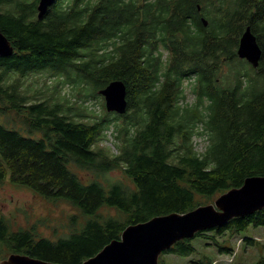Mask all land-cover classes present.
I'll return each instance as SVG.
<instances>
[{
	"label": "trees",
	"instance_id": "1",
	"mask_svg": "<svg viewBox=\"0 0 264 264\" xmlns=\"http://www.w3.org/2000/svg\"><path fill=\"white\" fill-rule=\"evenodd\" d=\"M38 2L0 0V27L14 46L11 56H0V115L13 112L21 124L0 121V184L8 179L49 202L66 201L86 220L50 239L35 225L12 230L0 209V258L18 252L78 264L130 224L188 212L264 175V0H56L44 19ZM249 25L263 50L257 68L237 54ZM45 71L93 94L122 79L128 110L78 120L82 114L72 113L65 95L26 89L29 75ZM186 80L194 81L191 105L180 103ZM112 123L115 153L99 146ZM195 136L207 140L203 151ZM71 166L94 178L83 181ZM118 170L132 186L108 177ZM103 208L114 214L103 215ZM251 225L264 226V208L196 236L230 253L217 236ZM193 251L183 239L165 252ZM212 261L203 256L190 264Z\"/></svg>",
	"mask_w": 264,
	"mask_h": 264
},
{
	"label": "rangeland",
	"instance_id": "2",
	"mask_svg": "<svg viewBox=\"0 0 264 264\" xmlns=\"http://www.w3.org/2000/svg\"><path fill=\"white\" fill-rule=\"evenodd\" d=\"M166 52V51H165ZM167 52L164 53V57ZM64 78L49 71L31 74L27 77L24 84L30 93H36L38 97L49 96L52 93L65 95L72 105V113H81L75 118L86 122H93L104 115L106 110L105 99L99 93L93 94L81 85L63 83ZM29 84V85H28ZM185 98L180 101L182 105H191L196 102V94L193 91L194 81L186 80L183 84ZM81 89V90H80ZM101 89V88H100ZM99 91V90H98ZM86 115V116H84ZM0 121L8 127L20 126V118L11 112L8 115H0ZM9 122H12L10 124ZM116 128L112 123L102 132V139L99 146L108 147L113 153L116 152ZM195 147L198 151H203L207 140L204 137L195 136L193 138ZM83 181H90L94 175L76 166H71ZM112 179H121L131 184L128 177L122 171H112L108 174ZM219 195L215 196L207 204L213 203ZM0 209L3 217L9 222L12 230L26 228L35 225L40 236L56 239L67 235L72 229H78L86 220L76 207L66 201L52 203L34 193L29 187L16 185L5 180L0 184ZM100 213L105 216L114 214L112 209L103 208ZM75 215L76 220H72ZM76 221V223H75ZM211 234H213L211 232ZM246 238L254 239V243H249ZM243 242L238 244V240ZM217 240L237 251L234 261L231 264H256L264 258V226H249L247 229L235 234H226L222 237L217 236ZM195 251L188 255L175 252H163L159 256L160 264H190L191 261L198 260L203 256L209 257L218 264H226L225 259L233 252H220L217 244L206 236H195L190 239ZM9 254H6V258ZM4 258H0V264ZM212 261V262H213Z\"/></svg>",
	"mask_w": 264,
	"mask_h": 264
},
{
	"label": "water",
	"instance_id": "3",
	"mask_svg": "<svg viewBox=\"0 0 264 264\" xmlns=\"http://www.w3.org/2000/svg\"><path fill=\"white\" fill-rule=\"evenodd\" d=\"M56 0H39L38 18L44 19ZM206 26L208 21L202 17ZM14 46L0 27V56L9 57ZM263 50L251 26L243 31L237 48L238 57L257 68ZM100 93L109 113L125 114L128 110V88L122 79H114ZM264 208V175L249 176L240 187L220 194L213 203L199 205L185 212L157 215L148 221L128 225L119 239H114L96 255L78 264H160L159 256L178 241L191 239L198 232L226 225L231 219L251 215ZM1 264H61L13 252Z\"/></svg>",
	"mask_w": 264,
	"mask_h": 264
},
{
	"label": "built area",
	"instance_id": "4",
	"mask_svg": "<svg viewBox=\"0 0 264 264\" xmlns=\"http://www.w3.org/2000/svg\"><path fill=\"white\" fill-rule=\"evenodd\" d=\"M241 242H243V240L239 239L238 244H240ZM236 253H237V251H235V252L233 251V254L225 259L226 264H231L234 261V257L236 255ZM212 264H218V261H213Z\"/></svg>",
	"mask_w": 264,
	"mask_h": 264
},
{
	"label": "clouds",
	"instance_id": "5",
	"mask_svg": "<svg viewBox=\"0 0 264 264\" xmlns=\"http://www.w3.org/2000/svg\"><path fill=\"white\" fill-rule=\"evenodd\" d=\"M213 263V262H212Z\"/></svg>",
	"mask_w": 264,
	"mask_h": 264
}]
</instances>
